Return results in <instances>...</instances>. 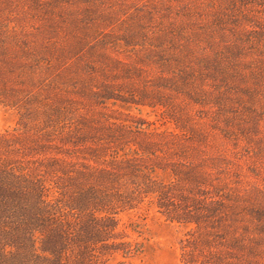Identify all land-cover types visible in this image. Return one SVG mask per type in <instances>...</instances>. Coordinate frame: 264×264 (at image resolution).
<instances>
[{
	"label": "rangeland",
	"instance_id": "rangeland-1",
	"mask_svg": "<svg viewBox=\"0 0 264 264\" xmlns=\"http://www.w3.org/2000/svg\"><path fill=\"white\" fill-rule=\"evenodd\" d=\"M248 3L0 0V136L22 151L47 132L85 131L77 118L55 116L51 106L66 100L101 140L117 128L148 129L161 133L169 159L194 137L223 159L211 173L229 190L264 201V36L255 40L248 26L264 8ZM180 54L187 61L177 67ZM156 211L145 202L120 214L119 231L142 253L107 264H180L188 228Z\"/></svg>",
	"mask_w": 264,
	"mask_h": 264
},
{
	"label": "trees",
	"instance_id": "trees-1",
	"mask_svg": "<svg viewBox=\"0 0 264 264\" xmlns=\"http://www.w3.org/2000/svg\"><path fill=\"white\" fill-rule=\"evenodd\" d=\"M244 1L264 8V0ZM253 18L250 34L259 40L264 15ZM173 61L181 67L187 59L180 54ZM61 101V107L51 106L55 116L66 123L77 118L85 131L47 132L42 143L22 151L0 136V264L130 259L142 249L119 231L118 218L145 202L166 221L188 228L179 242L180 264H256L264 250V201L257 192L229 190L230 183L211 173L222 164L220 156L208 157L193 137L187 148L167 154L180 162L170 165L161 133L117 128L101 140L89 120ZM167 170L175 178L163 182L157 172ZM175 200L179 206L172 204Z\"/></svg>",
	"mask_w": 264,
	"mask_h": 264
}]
</instances>
